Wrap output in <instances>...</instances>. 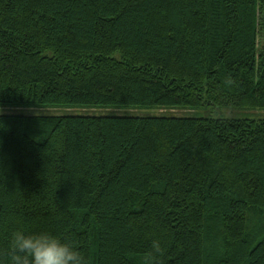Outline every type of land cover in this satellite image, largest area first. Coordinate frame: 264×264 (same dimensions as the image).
Returning a JSON list of instances; mask_svg holds the SVG:
<instances>
[{
  "label": "trees",
  "instance_id": "trees-1",
  "mask_svg": "<svg viewBox=\"0 0 264 264\" xmlns=\"http://www.w3.org/2000/svg\"><path fill=\"white\" fill-rule=\"evenodd\" d=\"M8 233L70 235L88 264H264V0H0ZM159 241L154 253L152 242Z\"/></svg>",
  "mask_w": 264,
  "mask_h": 264
},
{
  "label": "clouds",
  "instance_id": "clouds-1",
  "mask_svg": "<svg viewBox=\"0 0 264 264\" xmlns=\"http://www.w3.org/2000/svg\"><path fill=\"white\" fill-rule=\"evenodd\" d=\"M159 253V241L152 242ZM4 264H88L87 257L70 235L53 231H28L23 225L7 236Z\"/></svg>",
  "mask_w": 264,
  "mask_h": 264
},
{
  "label": "rangeland",
  "instance_id": "rangeland-1",
  "mask_svg": "<svg viewBox=\"0 0 264 264\" xmlns=\"http://www.w3.org/2000/svg\"><path fill=\"white\" fill-rule=\"evenodd\" d=\"M25 112V113H47V114H65L70 112L77 113H89V114H118V115H157V114H167V115H179V116H201L206 114L208 111L199 109H106V108H92V109H75V110H65L64 108H43V109H12V108H2L1 112ZM232 115L239 117H250L255 119L264 118V109H253V110H240Z\"/></svg>",
  "mask_w": 264,
  "mask_h": 264
}]
</instances>
